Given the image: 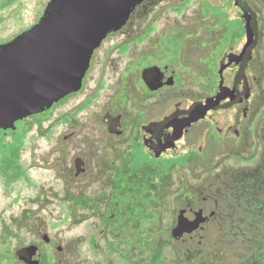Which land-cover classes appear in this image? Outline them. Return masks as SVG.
I'll list each match as a JSON object with an SVG mask.
<instances>
[{"label": "rangeland", "instance_id": "374dc122", "mask_svg": "<svg viewBox=\"0 0 264 264\" xmlns=\"http://www.w3.org/2000/svg\"><path fill=\"white\" fill-rule=\"evenodd\" d=\"M49 2L50 0H17L15 15L0 16L2 37L6 39L18 35L34 26L42 18ZM249 2L258 14V28L263 40L264 0ZM235 22L237 15L232 8V0H145L135 8L119 34L110 37L104 44L103 50L108 49L113 42L117 45L122 42L129 44L127 53L115 51L108 58V73L115 77L127 63L139 62L141 51L152 52L163 37L172 34V37L177 36L182 41L175 64L180 70L190 73L185 80L189 86L187 91L190 92V98L194 101L203 99L209 96L213 85L218 81L221 59L237 46L244 35L241 28L240 36L232 43L230 28ZM237 32L239 33L238 28ZM143 39L144 42H140ZM262 48V45L256 48L254 59L247 68L250 78H257L256 84L251 85L254 89L252 99L248 102L255 109H251L246 120L237 106L218 111L216 115L218 125L227 127L233 124L241 132V136L237 138L232 132L217 133L214 129L215 133L206 134L197 144L209 153L206 165L203 164L202 168L194 166L183 176L174 174L170 191L160 203L161 206L155 210L156 214L148 219L162 229L167 240L172 239L171 231L176 223L172 212L179 202L178 190L182 185L188 184L192 188L194 202L200 204L207 197L209 200L205 206L214 207L221 200L234 199L226 189H237V184L243 183L246 178L242 175L251 176L255 172L264 180V173L258 171H264V155L259 154L261 145L255 144L256 139L252 138L254 135L264 136ZM98 55L100 57L101 52ZM162 57V63L168 62L165 52H162ZM131 81L138 91L137 75H133ZM185 88L186 86L178 85L175 90L180 96L186 91ZM87 92L69 100L65 106H57L52 113L44 116L46 122L43 127L31 124L25 137L20 140L18 163L21 175L18 179L9 180L0 171V264H24L16 255L17 251L35 248L43 252L42 264H106L105 257L111 264H127L116 252L121 243L117 239L121 237L118 227L107 229L98 238V247L105 256L92 249L93 241L103 228V218L107 216V204L104 200L110 194L94 184L90 170L75 177L74 160L79 152L80 141L94 137L95 134H90L87 129V133L67 142L62 138L72 131L76 122L91 125L101 118L99 110L93 108L80 110L74 120L73 113L86 98ZM65 115L69 122L66 125L60 124L59 120ZM212 126L213 124L210 125ZM18 142L11 137L6 138L0 147V160L2 150ZM254 151L258 154L256 159L253 158ZM256 186H252L253 190L257 189L255 199H264L263 188L259 184ZM247 188L248 186L239 185L240 191H246ZM78 196L86 198L83 203L90 200L94 203L80 207L76 201ZM235 209L229 206L227 212L224 207L223 219L210 224L204 252L193 264H264L263 252L255 251L244 256L237 254V246L240 237H244V232L240 229L241 225L237 224ZM242 226H245L244 223ZM252 229L253 240L263 248L264 222L253 225ZM59 246L60 250L57 249ZM182 254L181 242L173 239L164 251V264H179L182 262Z\"/></svg>", "mask_w": 264, "mask_h": 264}, {"label": "flooded vegetation", "instance_id": "af4514ba", "mask_svg": "<svg viewBox=\"0 0 264 264\" xmlns=\"http://www.w3.org/2000/svg\"><path fill=\"white\" fill-rule=\"evenodd\" d=\"M144 2L145 0L138 5H141ZM237 7H240L251 16L254 42L245 54L238 72L236 81V99L229 104L218 106L213 111L212 118L201 119L191 126L188 131L185 132L182 141L179 140V123L188 118L198 104L217 93L221 80L218 70V81L216 85H213L212 92L209 96L197 101L190 98V92L187 91L189 86L188 83L185 82L190 73L189 71L180 70L175 64L178 58V50H181L182 48V41L177 38V36L172 37V34L163 37L156 44L155 48H153V51L151 50L152 52L141 51L139 62L136 64L127 63L120 73H117L115 77H112L108 73L110 63L108 62V58L115 51L122 52L123 54L127 53L129 50V44H124V42H122L120 45H117L116 42H113L112 45L108 46V49L103 50L105 48L104 44L109 41L108 39L118 35L123 28L119 31L110 32L102 44L93 52L89 68L83 78L80 90L68 94L46 112L27 118V132L32 123L36 124L38 127H43L46 122L43 118L44 116L52 113L57 106H65L69 100L88 91L86 98L77 106L76 111L73 113L74 120L77 119V114L81 112L80 110L86 111L93 108L99 110L101 118L91 125H81L76 122L72 131L67 132L62 138L67 142L70 139L80 136L82 133H87V129L90 131V134H95L94 137H88L84 141L81 140L78 144L79 152L74 160L75 177L78 178L90 170L94 184L99 186L100 190H104V192L110 194L109 197H106L104 200L107 204V216L114 217L116 213L115 209L118 207V205L114 204L115 177H135L140 174H148L154 175L156 182L159 183L161 161L163 159H180L182 162L185 161L183 165L177 166L173 171L175 175L183 176L194 166L202 168L203 164L206 165L205 161L208 159L207 157L209 153L202 146H197L198 142H200L206 134H209V132L215 133L216 131L217 133L232 132L237 138L241 136V132L234 128L233 124H230L227 127H221L218 125L216 122V115L218 111L227 110L237 106V108L243 112V119L246 120L250 116L251 109H255V107H252L253 105L250 103L248 104V102L252 99L254 89L252 86L256 84L257 78H250V75L247 73V68L251 65V62L254 59V51L259 45H262L263 47L262 54L264 58V39H261V33L258 28V14L250 4L249 0H237ZM45 10L42 18L45 15ZM16 12L17 0H0V16L4 14L12 16L15 15ZM237 25V28L239 29L237 36H240L241 28L244 31V35L237 46L231 49V52L238 48L246 36L245 25L239 18L238 13ZM18 35L5 39L0 34V45L11 42ZM144 40L145 39L140 40V42H144ZM113 48L115 49L113 50ZM162 48H165V50L163 51ZM100 52L101 56L99 57L98 54ZM162 52L166 53V56L169 58L168 62L166 61L165 63H162ZM231 52L223 56L220 64L226 55ZM168 74H172L171 78L167 77ZM133 75H137V86L139 84L138 91L135 90V85L131 81ZM204 81L208 82V79L204 78ZM262 81L264 84V77ZM169 82L172 83L169 84ZM178 85L186 86V91L181 93L180 96L175 90ZM259 116L260 114L258 117ZM59 121L60 124L66 125L69 122V118L65 115ZM211 124H213L212 127H210ZM25 135L20 137H8L15 140V138H22L25 137ZM194 135L195 138H193ZM252 138L254 140L256 139L254 141L255 144L261 145V153L259 154L264 155V151H262L264 136L254 135ZM183 143L185 146L179 147ZM257 157L258 154L254 151L253 158L256 159ZM258 171L262 174L264 173L263 169H259ZM242 176H245L246 178L243 183L237 184V189L235 187L228 188L229 190L226 189V192L234 196V199L232 198L233 200H230L227 198L223 202L221 200L218 205L214 207L205 206L209 200L207 197H205L200 204L194 202L192 196L193 190L188 184H184L180 187L178 190V192H180L179 202L174 207L175 214H173V218L176 223L173 229H183L186 227L188 229V234L180 240L172 239L181 242L183 246V264H193V262L197 261L204 252V250H199L197 256L193 260H184L185 247L190 245L193 241L194 233L196 232L195 230L199 227H204L207 229L208 234L210 224L223 219L222 209L226 207V211L228 212L229 206L237 209H235V216L237 214V224L241 225L240 229L244 232V237H240V242L238 241L237 254L244 256L255 251H260L263 252L262 255L264 256V247L262 248V246H259V243H256L252 237V232L254 230L252 229L253 225L264 222V199H255V192L257 189H254V191L252 186L257 187L256 185L259 184L264 190V180L259 178L255 172L251 176ZM136 180L137 179L134 181ZM240 184L248 186L249 189L247 188V190L249 191H240ZM84 198L85 197L83 196H78L76 199L80 207L92 205L94 203L92 200L88 203H83V201L86 200V198ZM106 217L103 218V223L106 221ZM140 220L143 221L145 219L142 216L141 218H138V221ZM243 223L245 226H242ZM108 225H110V221ZM57 249L60 250L61 247L60 249L57 247ZM92 249L94 252L105 256L103 250L98 247V244L97 246L95 245V240L93 241ZM40 252V264H42L43 252L41 250ZM19 259L26 264L20 257ZM105 260L106 264H111L108 258L105 257Z\"/></svg>", "mask_w": 264, "mask_h": 264}, {"label": "water", "instance_id": "95a60500", "mask_svg": "<svg viewBox=\"0 0 264 264\" xmlns=\"http://www.w3.org/2000/svg\"><path fill=\"white\" fill-rule=\"evenodd\" d=\"M142 1L51 0L38 24L0 45V144L8 136L27 134V118L46 112L68 94L80 90L93 52L110 32L127 25ZM233 9L245 25L246 36L221 62L217 93L198 104L179 123L181 141L191 126L201 119L212 118L218 106L236 99L238 72L254 42V33L251 16L237 7V0H233ZM183 146L184 143L179 147ZM105 231L106 228L101 229L96 246ZM195 231L193 241L185 247V261L193 260L199 250L205 249L207 229L199 227ZM187 234L185 227L173 229L171 235L180 240ZM17 256L26 264H40L39 249H23Z\"/></svg>", "mask_w": 264, "mask_h": 264}, {"label": "trees", "instance_id": "16d2710c", "mask_svg": "<svg viewBox=\"0 0 264 264\" xmlns=\"http://www.w3.org/2000/svg\"><path fill=\"white\" fill-rule=\"evenodd\" d=\"M230 35L232 43H234L237 39V22L231 25ZM22 138H15L16 141H19L18 143L2 150L0 171L9 180L18 179L21 175L18 160L21 147L20 140ZM184 162L180 159H163L161 161L159 183L156 182L154 175L148 174H140L135 177H115L114 204L118 205V207L115 209L114 217H106L103 227L106 230L118 227L121 237L117 239L121 243L116 252L120 254L127 264H142L143 262L148 264L165 263L164 251L170 246L173 240L171 239L172 235L170 237L171 240H167L162 229L155 226L148 219L155 214V210L161 206L160 203L170 191L174 177L173 171L177 166L183 165ZM135 179L137 180L134 181ZM172 214H175V209H173ZM142 216L145 220L138 221V218ZM109 221L110 225H108ZM135 258H138V260H135ZM182 262L179 264H182Z\"/></svg>", "mask_w": 264, "mask_h": 264}]
</instances>
